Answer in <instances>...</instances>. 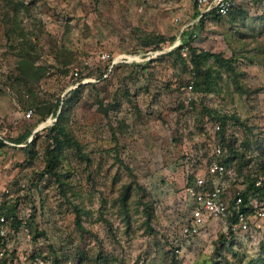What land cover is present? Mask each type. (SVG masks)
Returning <instances> with one entry per match:
<instances>
[{"label":"rangeland","instance_id":"obj_1","mask_svg":"<svg viewBox=\"0 0 264 264\" xmlns=\"http://www.w3.org/2000/svg\"><path fill=\"white\" fill-rule=\"evenodd\" d=\"M238 1L201 24L194 0H0V264H264V219L236 239L219 220L181 235L214 122L264 164V0ZM185 43L230 67L195 70Z\"/></svg>","mask_w":264,"mask_h":264},{"label":"built area","instance_id":"obj_2","mask_svg":"<svg viewBox=\"0 0 264 264\" xmlns=\"http://www.w3.org/2000/svg\"><path fill=\"white\" fill-rule=\"evenodd\" d=\"M237 0H194L195 14L197 21L208 20L211 13L219 16H226L237 6ZM186 55L187 48L183 49ZM109 58V55L102 54V59ZM77 76V72L74 73ZM186 93L193 90V86L188 84L184 87ZM30 116L29 113L26 115ZM213 133L216 135L221 130V124L214 122L212 125ZM212 158L205 161L204 169L200 168L201 174L192 173L188 185L184 188L186 201L185 220L181 226V235L184 238H194L205 234L210 223L219 220L225 227L227 234L235 239L242 237L250 232L252 220L264 219V197L257 192L249 197L247 203L243 202L240 195H236L231 205L229 195L230 185L240 183L242 190L245 187V177L237 173L236 160L225 163L226 151L221 146L219 139L214 136L212 144ZM199 172V173H200ZM264 193V174L258 175L253 181ZM229 217L233 218L228 223ZM13 221L11 220L10 223ZM9 223L8 218L0 215V232L3 233L4 227ZM181 244L175 248V254L181 253ZM33 264H46L41 259H35Z\"/></svg>","mask_w":264,"mask_h":264},{"label":"trees","instance_id":"obj_3","mask_svg":"<svg viewBox=\"0 0 264 264\" xmlns=\"http://www.w3.org/2000/svg\"><path fill=\"white\" fill-rule=\"evenodd\" d=\"M240 5H238L232 10L230 11L226 16H219L217 14H215L214 12L210 14L209 16V21H217L220 20L222 18H226V17H231L234 16L237 11L239 10ZM203 23L204 20L200 19L197 21V23ZM191 38V37H190ZM187 47L188 51L190 49L193 58H192V63H193V68L195 70H198V66L200 63V58L201 57H207V56H211L213 57L216 61H218L220 64L225 65L227 68H229V62L228 60H224L222 59V57L219 54H213V53H205V52H201V53H196L195 49H193L192 47H190V45L188 43H185L184 45L180 44L177 49L182 50L183 48ZM176 51V50H175ZM60 105V101H56V104H51L50 107H47L46 112H44L46 114L52 113L53 115H55L57 113V110L59 108ZM38 106V105H35ZM35 110H37L35 108ZM63 112H61L58 116L56 121L51 125V127L49 128V134H48V139L50 140L51 144H54L55 147L53 149H51L50 147H47L46 149V155L48 157V161H47V168L50 171H54V168L56 166L57 163V158L55 156V152L58 150H60V146H61V137L62 136H67L68 132L66 131V129L63 126L62 123V119H63ZM226 122V117H222L221 120L219 121V123L221 124V130L218 132L219 133V142L221 144V146L224 148V150L226 151V158L224 160L225 163L234 161V160H238L237 161V173L239 176H244L245 177V187L242 190H234L233 194L230 196V203L231 205L233 204L232 200L233 198L238 194L242 197L243 202L247 203L249 200V197L254 196L255 193L259 192L260 196L264 197V193H261V191H258L259 189L257 187H255L253 181L255 180V178L258 175H262L264 174L263 171L258 172L257 169L261 166V168H264V164L259 162L258 159L256 160V162L252 160V157L246 159L245 157H243V155H239L238 151L234 148L235 146V142H236V138L234 137H225L224 135V131L225 128L224 126ZM217 133V134H218ZM217 138V137H216ZM261 158V157H259ZM255 163V164H254ZM251 164L255 165V170L254 172H250L248 169H251ZM128 169V167H126ZM248 168V169H247ZM129 170V169H128ZM4 215L6 218H8L7 214H1ZM13 221V220H12ZM233 221L232 217H229L228 219V223H231ZM13 225L14 228H16L17 226H19V221L15 219V221H13ZM12 224V223H11ZM77 225L78 227H80V224L77 220ZM81 228V227H80ZM82 229V228H81ZM174 250V249H173ZM11 263V262H10ZM1 264H7L6 259H4V261L1 262ZM54 264H59V262L57 260L54 261Z\"/></svg>","mask_w":264,"mask_h":264},{"label":"crops","instance_id":"obj_4","mask_svg":"<svg viewBox=\"0 0 264 264\" xmlns=\"http://www.w3.org/2000/svg\"><path fill=\"white\" fill-rule=\"evenodd\" d=\"M241 1H238V5H240Z\"/></svg>","mask_w":264,"mask_h":264}]
</instances>
